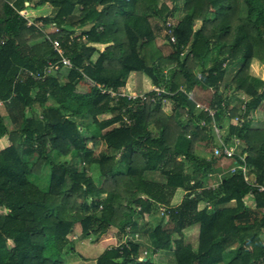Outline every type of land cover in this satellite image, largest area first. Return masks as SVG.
<instances>
[{"label":"trees","instance_id":"obj_1","mask_svg":"<svg viewBox=\"0 0 264 264\" xmlns=\"http://www.w3.org/2000/svg\"><path fill=\"white\" fill-rule=\"evenodd\" d=\"M180 1L182 17L167 26ZM39 6L52 13L32 26L17 13ZM210 16L206 32L196 27ZM152 19L169 31V54ZM47 26L55 32L46 34ZM238 63L226 96L219 89ZM254 63L264 67V0H0V139L10 142L0 149V264H66L77 225L95 239L117 229L119 246L96 264H156L159 252L172 253L174 264H264V191L245 179L264 187V130L252 128L264 79L252 75ZM50 64L61 70L29 75ZM131 76L146 100L121 91ZM86 79L95 86L78 92ZM144 79L160 92H144ZM197 89L214 91L215 121L196 108L190 94ZM233 96L243 110L231 106ZM163 100L172 102V115L156 128ZM214 123L227 124L224 145L240 141L232 159L214 154L223 149ZM179 190L183 199L173 206ZM158 213L153 224L135 221ZM194 226L196 248L184 239Z\"/></svg>","mask_w":264,"mask_h":264},{"label":"rangeland","instance_id":"obj_2","mask_svg":"<svg viewBox=\"0 0 264 264\" xmlns=\"http://www.w3.org/2000/svg\"><path fill=\"white\" fill-rule=\"evenodd\" d=\"M170 1V0H169ZM36 2V1H35ZM183 1H180L178 3V10L174 13L172 18L168 19L169 21L167 22V26L170 25L171 23L177 24L179 19L182 17V11L180 9V6L182 5ZM171 5V2H170ZM52 13V9L48 6H39L34 7L30 12V16L32 20L34 19H39L43 18L46 16H50ZM78 14V13H77ZM209 18V19H208ZM207 21L203 22H197L196 27H199L200 30H204L205 32L208 30V28L213 24V19L212 17H208ZM152 24L154 29L157 32V44L160 46V48L165 52V54H169L171 52L170 46L167 44L166 36L169 34V31L164 28L163 24L159 22L158 20L152 19ZM210 25V26H209ZM202 26V27H200ZM44 30H46V34H51L55 32V29L53 26H47ZM78 32H81L80 30ZM48 36V35H46ZM41 38H39L40 40ZM35 40V39H34ZM40 42V41H39ZM242 63L235 64L234 66H231L228 68V73L225 77V80L222 82L221 87L219 89L220 93H223L226 96H230L232 93V90H228V86H230L232 80L234 79L236 73L239 71L241 68ZM66 71H63V73ZM62 73V74H63ZM251 73L255 77L264 79V67L261 66L258 63H254L251 68ZM59 78H62L61 73L58 74ZM63 79V78H62ZM144 92H149L150 90L153 89L154 86H152L147 79H144ZM95 86V83L91 82L90 80L86 79L85 81H81L77 87L78 92L81 93H88L90 92L91 88ZM136 86H137V81L135 76H131L127 80V85L126 87L122 88L121 91L126 94H134L137 93L136 91ZM214 96V91H202L200 89H197L195 93L190 94L191 99L196 103L200 104H207L210 102L212 97ZM243 98H246V96L241 97V100H245ZM231 106L232 107H237L241 109L242 103L239 101L238 98L235 96L231 97ZM52 104V102H50ZM161 112H156V115H154V121L156 124V128H159L161 124L166 123L169 120V117L172 115V109H173V104L169 100H163L161 104ZM0 113L2 115H6L4 108L0 105ZM106 118V117H104ZM233 119V118H232ZM253 122H252V128L255 130H264V104L259 108V110L254 113L253 115ZM228 122V121H227ZM233 122H235V118L233 119ZM7 124L10 128L12 126L10 125V122L7 121ZM226 127L222 129L226 132ZM224 134V132H223ZM0 143V147H1ZM210 149V148H209ZM209 149L205 148L204 146H199L198 150L207 157H210V152ZM101 150H105L104 145H101L97 153H99ZM151 178L155 181H162L163 178L160 176V174H153L151 175ZM44 182V181H43ZM45 185V184H42ZM184 192L179 190L177 194L175 195L173 199V206H178V204L181 202L183 199ZM250 199H247V202ZM206 207L205 204L201 203L199 205V209H204ZM139 210V209H138ZM2 210H0L1 212ZM161 217L159 213L157 214L155 220H152L150 216L145 215L143 217H140L139 214H136L135 216V221L139 224L140 227H143L145 223L150 222L153 224L156 222V219ZM166 222V219H165ZM171 225L169 224L167 226V229H170ZM129 234V233H128ZM117 229L111 228L109 232L105 235H103L99 239H95L94 237H82L81 236V230L80 227L77 225L75 228H73V234L70 235V240L72 244L74 243V249L73 250H66L65 251V259H66V264H96V259L106 250L110 249L113 247L119 246V243L117 241ZM198 237H199V226H194L191 228H188L184 231V239L187 244H191L193 247H197L198 245ZM129 238V237H126ZM137 238V237H136ZM126 242V240H125ZM237 246L233 247L230 249V251L227 254V257L231 259L233 256V252L236 250ZM244 250H251V247L249 245H246L244 247ZM149 254H152L149 252ZM144 258H142L143 260ZM156 264H174V255L172 253L168 252H159L154 256V259Z\"/></svg>","mask_w":264,"mask_h":264},{"label":"built area","instance_id":"obj_3","mask_svg":"<svg viewBox=\"0 0 264 264\" xmlns=\"http://www.w3.org/2000/svg\"><path fill=\"white\" fill-rule=\"evenodd\" d=\"M29 12H30V9H23V10H18L17 11V13L20 16H22L28 22V25L32 26V25H34V21L32 20ZM41 25L42 24L38 23L37 27L39 29H42ZM55 49L61 56L63 66L68 67V68H72V66H73L72 63L70 62V60L68 58H66V56L64 55V51L57 44L55 45ZM61 66H62L61 64H50L49 66H47L45 68V71H44L43 75L39 74V73L35 74V73H32V72H29V75L31 77L35 78L36 80H40V79H43L45 77L51 76L52 74H56L58 71L61 70ZM152 90L156 91V92H160V89L157 88V87H153ZM108 93H110L112 96H115V93H113L111 91H108ZM123 94L127 95L128 98L132 99V100H135V99L139 98V99H141L143 101V100L147 99V96L144 93L143 94H137V93L126 94V93H123ZM243 99L246 100V98H243ZM196 108L199 111L207 113L208 116H210L215 121V116L217 114V106H213L211 101L208 102L207 104L196 103ZM243 109H244V105H242V107H241V110H243ZM244 121H245L244 117L235 118V122L232 121V124L240 126ZM201 125L205 126L206 122L202 121ZM213 132H214V135H215V138H216L217 142H219L221 147L223 146V149L216 148L214 150V154L216 156H218V155H220L221 150H223V153L226 156V158L227 159H232V157L234 156L236 148L240 144V141L238 139H234V145L228 147V146L224 145L223 141H222L223 132L225 133V131L224 130L222 131V129L220 127H218L215 123L213 125ZM243 161H244V159H243ZM239 168H241V167H239ZM234 169L235 168H232L233 171H234ZM242 169L245 170V166L242 167ZM245 179H246L247 182L252 183L253 187H259L260 191H264V187L263 186H259L257 184L256 180L250 181L248 177H245ZM160 211L163 213L165 211V208L161 207ZM128 232H129V229H128Z\"/></svg>","mask_w":264,"mask_h":264},{"label":"crops","instance_id":"obj_4","mask_svg":"<svg viewBox=\"0 0 264 264\" xmlns=\"http://www.w3.org/2000/svg\"><path fill=\"white\" fill-rule=\"evenodd\" d=\"M0 143H1V145H2V146L0 147V149H6L7 147L10 146V142H9L8 137H3L2 139H0ZM224 172H225V168L220 167V168H219V172L216 173V174H217V177H218L219 175H222ZM218 178H219V177H218Z\"/></svg>","mask_w":264,"mask_h":264},{"label":"clouds","instance_id":"obj_5","mask_svg":"<svg viewBox=\"0 0 264 264\" xmlns=\"http://www.w3.org/2000/svg\"><path fill=\"white\" fill-rule=\"evenodd\" d=\"M242 97H244V96H242Z\"/></svg>","mask_w":264,"mask_h":264}]
</instances>
